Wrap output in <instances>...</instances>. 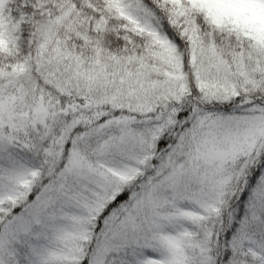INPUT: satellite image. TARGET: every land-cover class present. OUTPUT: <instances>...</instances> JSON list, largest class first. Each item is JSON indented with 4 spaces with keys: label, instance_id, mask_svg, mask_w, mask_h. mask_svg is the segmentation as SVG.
<instances>
[{
    "label": "snow or ice",
    "instance_id": "obj_1",
    "mask_svg": "<svg viewBox=\"0 0 264 264\" xmlns=\"http://www.w3.org/2000/svg\"><path fill=\"white\" fill-rule=\"evenodd\" d=\"M0 264H264V0H0Z\"/></svg>",
    "mask_w": 264,
    "mask_h": 264
}]
</instances>
